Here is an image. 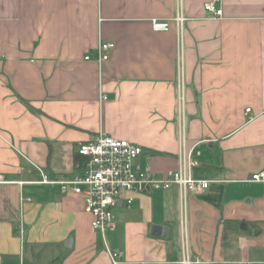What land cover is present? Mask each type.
I'll list each match as a JSON object with an SVG mask.
<instances>
[{
	"label": "crops",
	"instance_id": "crops-1",
	"mask_svg": "<svg viewBox=\"0 0 264 264\" xmlns=\"http://www.w3.org/2000/svg\"><path fill=\"white\" fill-rule=\"evenodd\" d=\"M207 1L0 0V264H264V0ZM178 10L182 32L153 29ZM100 40L101 67L85 58ZM180 81L193 174L216 181L130 193L93 229L84 196L44 175L82 174L100 132L159 177L178 168Z\"/></svg>",
	"mask_w": 264,
	"mask_h": 264
},
{
	"label": "built area",
	"instance_id": "built-area-1",
	"mask_svg": "<svg viewBox=\"0 0 264 264\" xmlns=\"http://www.w3.org/2000/svg\"><path fill=\"white\" fill-rule=\"evenodd\" d=\"M221 1L209 0L205 3V9L216 16H221L223 9L217 6V3ZM183 20L181 10H178L172 19L154 18L152 26L156 31H167L174 22L178 30L182 32ZM114 46L113 41L100 40L96 53L93 56L87 54L85 58L94 57L101 67L110 58ZM178 96V122L181 142L178 168L169 169L165 175L159 177L153 171L143 168L136 161L144 151L141 144L100 132L93 138L79 143L78 152L86 157L85 169L82 174L71 179L61 180H51L47 175H44L43 180L48 183H59L63 192L72 191L83 195L85 209L92 216L91 226L102 233L115 228L114 208L123 202L129 205L135 198L130 193H141L150 189H168L173 185L179 187L183 197L187 191H205L216 180L195 177L193 174L194 166L197 163L191 157L192 149L187 147L185 98L182 81L179 82ZM250 110L251 107L246 108V112ZM250 180L264 181V169L253 173ZM0 181H2L1 174ZM185 222V217H183L181 223L184 230H186ZM111 255L112 264L123 263L122 252L112 251ZM182 262L183 264L193 262L187 252Z\"/></svg>",
	"mask_w": 264,
	"mask_h": 264
},
{
	"label": "water",
	"instance_id": "water-1",
	"mask_svg": "<svg viewBox=\"0 0 264 264\" xmlns=\"http://www.w3.org/2000/svg\"><path fill=\"white\" fill-rule=\"evenodd\" d=\"M240 226H241V228H248V225L244 222H242ZM70 241H71V239H69L68 242L70 243Z\"/></svg>",
	"mask_w": 264,
	"mask_h": 264
}]
</instances>
